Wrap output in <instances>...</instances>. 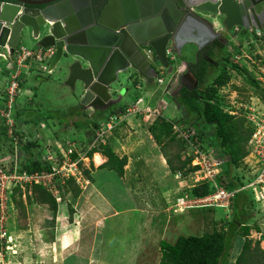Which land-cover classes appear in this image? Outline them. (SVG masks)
Returning a JSON list of instances; mask_svg holds the SVG:
<instances>
[{
	"label": "rangeland",
	"instance_id": "obj_1",
	"mask_svg": "<svg viewBox=\"0 0 264 264\" xmlns=\"http://www.w3.org/2000/svg\"><path fill=\"white\" fill-rule=\"evenodd\" d=\"M234 37L236 38L235 41H237V44L221 49L217 58L222 57L223 59L219 61V65L217 67L210 69V76L204 87L212 86L215 78L221 72L227 71L229 82L227 85L218 89V95L216 96V100H214V102H216L225 112L229 114L231 113L230 115L233 116V120L231 122L232 126L235 130H241L243 139L238 147L241 148L244 157L240 162H238V164H236L238 167L236 165L230 166L228 164H224V169L230 171V179L233 182L243 176L245 186H247L250 181L253 180L252 177L254 171L253 168L249 167L252 160L249 155L250 151L248 148V141H245L248 133H250L252 129L247 120L246 108H254L256 110L253 113H261V115L264 116V95L260 90L255 89L251 80V75L253 74L251 62L257 61L256 59H261L264 62V28L262 36L261 34L257 35V33L253 34L249 30L239 31L238 29L235 31ZM26 42L27 43L23 44L25 48L35 49L33 46V39L29 38ZM214 58L211 57V59ZM191 60L194 62V57H191ZM179 64L176 63L174 66L179 67ZM164 74L165 76H161L165 79L164 83H156L149 88H146L147 86L144 84L141 91L136 90L134 85L129 83V80L123 81L122 79H119V84L117 86L126 87L125 89L128 90V94L124 97V101L119 104L121 108L115 109V113L112 115L117 114L125 104H127L125 107L135 105V96L145 97L148 93L154 92L157 87H161V90L166 89V92H163V94L160 93V98H158L157 95L153 96L151 99H145L143 97L144 100L140 104L139 108L151 107L152 110L160 112L158 117L164 118L169 124L173 125V132L178 134L176 139L173 141L164 139L161 143L158 142L157 137L154 138L151 133L152 124L155 123L156 120L153 116L148 120L139 116L130 117L127 121H125L121 128L112 133L113 135L109 134L110 137L108 145L120 158L126 157L128 159L127 165L124 168V176L120 178L112 171L113 176L115 177L113 179L123 185H125L126 180V184H128L132 189H135V187L148 189L147 196L145 197L147 200L144 198V200H146L145 207L147 210L151 209V199L152 204H156V201L159 205L161 203L157 200V195L160 191H155V188H158L159 190L163 189V193L167 195L165 196L167 197V204L170 203L173 207H175L174 205L176 203V199L180 197L181 194L183 195L188 193L190 186L195 184L196 179L193 174L186 176V178H180V180L176 179L177 174L175 175V173L171 171V167L166 162V159L168 158L172 162V166L175 169H180L182 162H184L188 156H192L193 154L189 145H186V148L183 147L180 141L183 139L180 134L182 132L178 131V129L185 128V131L188 128H191L188 127L184 121L185 115L182 110L185 108L181 105H174L173 97L168 92L173 91L175 84L171 83L170 77L172 75L168 73L166 74V72ZM0 75L5 77L2 73H0ZM33 75V78L28 77L27 79H24L26 88L32 91V94L30 95L34 94L33 101L35 106L30 104L31 108L28 110L32 112L30 118L28 117L29 121L31 120L32 122L28 126L22 124L20 127H17V130L20 128L19 130L21 131L20 132L18 130V134L22 135L26 139V143H28L34 139L32 129H37L36 131L41 140V146L46 145L48 142H66L67 140H71L81 146L83 143L88 145L85 138H90L91 136L95 138V136L93 135L92 126L86 127L87 124L93 122H98L97 124H100L107 120L106 118L109 117V113L105 112L107 113L104 115L106 118H96L99 114L92 115V111H89L86 108H79L80 106L77 105L76 106L78 108L74 106V100H71L70 98L71 95H74V93H71L70 90H67L63 86L57 88L49 81L55 76V74L51 75L46 72L35 70ZM122 76L124 75H121V77ZM126 77L128 79L127 75ZM134 80L135 78L131 82L133 83ZM202 88L203 87L198 88L197 90L200 91ZM116 96H119V92L116 93ZM30 97L32 98V96ZM187 103L191 107L194 105L191 100H188ZM16 107L17 104L15 109ZM48 115L53 116V119L40 122L41 119H44V117ZM24 117L22 116L23 119ZM128 123L131 125L128 126ZM149 134L152 137H149ZM207 136L208 134H206V138ZM203 140L206 144H209L210 142L209 139ZM22 145H24V143ZM102 147L103 146L99 147V144H97L95 148H99L101 151ZM94 155L92 158H84L80 164L82 174L84 170H89L94 179V183L88 181L83 174V178H80V183L79 181H75L73 179L74 182L71 184L67 183V185L66 182L58 184V197L61 199V207H58L56 216H53L47 205L29 203L27 199L29 197L28 193H25L23 196L21 192L15 197L13 202L14 209L10 215L9 228L11 232H13L12 237L14 244L11 246H13V250L16 251L17 254H11L10 252L12 251L10 250L9 254H5L4 259L2 257L0 258V264H101V258L96 256L97 249L101 251L100 245L98 247L97 245H94L95 247L93 249L91 248V245L93 246V244H91L88 240V235L91 231H94L95 228L91 226V222H93V220H98L94 215L95 211L97 210V212H99L98 209L101 208V205L100 203H95L96 199L94 200L93 198V201H91L92 204L88 205L87 212H82L79 207L82 205V199L84 197L85 200H88L92 194L96 195L98 192L99 194L105 193L103 192L104 185L102 183L99 185V183H96V180L97 182L98 180L99 182L102 181L99 178V175L103 172H109L104 168L107 158L101 151L100 155L103 160L98 162L95 160ZM25 158V153H22L21 163ZM146 163H149L152 167H149ZM161 168H163V170H161ZM140 172L142 174L138 180L137 174ZM155 176H157V179ZM159 177H162V180L159 179ZM88 183L92 184L95 189L91 195L86 192ZM108 184L113 186L112 189L118 187V185L113 182ZM110 185H108V187H111ZM77 187H79L81 193L78 198H74L71 191ZM259 191L260 193H263L261 189ZM248 192H250L249 189ZM50 193L52 195L56 194L54 189H52ZM150 193L154 194V196L148 195ZM174 193H177L178 196ZM246 196L248 199L241 200V203L244 204L247 211L251 213L250 216L254 218L253 222L250 224L254 226L255 222H258L261 219V213L258 210V207L255 208V205L260 204L261 206L263 204L260 201L256 202V200L254 202L251 200L250 196ZM144 203L145 202L142 201V205H144ZM71 206L74 209L73 213L70 209ZM214 210L226 213L224 211L225 209L214 208L207 210L206 212L201 210L184 211V213L189 215V220L183 219L179 222V225H175V231L177 229L176 226H179V231H176L175 235H179L180 230L184 227H187L184 231H190L191 235L195 232L201 234L202 232L210 231L211 229H204L202 227L193 229L190 218L192 220L196 219L200 222L204 218L207 219L213 217V214H209V212ZM191 211L194 212L189 214ZM253 212L257 214V216H253ZM229 213L227 215H229ZM139 216H141V214H136L135 216L131 215L128 219L125 217H119L117 220L123 219L126 223L136 226L144 219V216L138 218ZM148 223H150V221ZM114 224L115 222L113 223V226ZM138 229H140V226L136 227V232ZM99 232L100 231H98V233ZM261 236L263 235H256V239H259ZM156 238L159 240V236ZM156 238L154 240H156ZM251 241L259 243L261 241V245L264 247V241L262 242V240ZM113 246L114 244L106 245V252L104 253L108 254L109 250L111 253L110 256L116 262L119 258L123 257L124 246L123 243L117 244V251H112L111 249ZM148 260H146V262L145 260H139L138 264L154 263V259Z\"/></svg>",
	"mask_w": 264,
	"mask_h": 264
},
{
	"label": "water",
	"instance_id": "obj_2",
	"mask_svg": "<svg viewBox=\"0 0 264 264\" xmlns=\"http://www.w3.org/2000/svg\"><path fill=\"white\" fill-rule=\"evenodd\" d=\"M263 27L264 0H48L26 8L0 0V51L14 54L30 38L36 47L56 50L50 70L74 59L66 85L72 90L82 85L80 104L86 108L109 103L120 75L129 78L135 71L145 82L162 69L172 75L187 46L224 48L230 33L260 34ZM143 48L153 50L152 60ZM33 135L40 149L37 132Z\"/></svg>",
	"mask_w": 264,
	"mask_h": 264
},
{
	"label": "built area",
	"instance_id": "obj_3",
	"mask_svg": "<svg viewBox=\"0 0 264 264\" xmlns=\"http://www.w3.org/2000/svg\"><path fill=\"white\" fill-rule=\"evenodd\" d=\"M55 54L56 50L52 47L43 49L36 46L35 49L21 47L14 54L8 53L7 60L12 64V70L6 89L0 91V127L4 131L8 144V150L0 156V258L3 259L5 254H9L10 250L12 251L11 254H17L11 246L14 244L13 232L9 228L10 215L14 209L13 202L17 195L21 192L23 196L25 193L31 195L33 186H40L49 192L54 189L56 194L53 196L58 203V207H61V199L58 197V184L62 182L67 184L71 179L80 183V178H83L80 164L84 158H89L88 151L95 148L97 144H99V147L105 146L109 140V134L121 128L130 117L139 116L148 120L152 116L157 119L160 115V112L152 110L151 107L139 108L143 98H138L135 105H131L120 114L109 116L107 120L100 123L98 128L93 130L95 132L94 140L88 145L83 143L82 147L71 140L48 142L46 145H42L38 150L40 156L34 157L32 160H39L41 164L48 166V169L36 170L33 173L27 172L22 168L27 163L26 159L21 163V154L24 153L22 146L26 144V139L18 134L15 104L19 96L22 77L29 76L34 70L49 72ZM145 54L147 58H151L153 52L149 49L145 51ZM256 60L251 62L253 67L252 76L260 89L264 91V62L261 59ZM161 76H163V72L157 78L158 84L164 83L165 79ZM144 84L146 82L138 77L136 90L141 91ZM246 110L247 120L253 130L248 141V148L252 160L249 167L253 168L254 174L253 180L249 183L250 185H247L248 188L244 186L237 191L249 189L253 193L256 202L260 201L264 206V116L261 113H253L256 110L254 108L247 107ZM184 129H178V131L182 132L180 133L182 138L191 147L193 154L190 156L193 157L191 167L197 168L192 173L196 177L195 184L191 185L190 188L209 183L212 186V192L202 197L185 193L176 199L175 209L180 212L213 208L229 210L237 191L227 190L219 181L222 168L227 161L226 158L220 156L213 148H201L202 144L195 137V129L192 127L185 131ZM23 143L24 145H22ZM10 147L12 152L9 151ZM74 155H77V157L74 158ZM180 178L182 176L178 173L176 179L180 180ZM260 189L263 193H260Z\"/></svg>",
	"mask_w": 264,
	"mask_h": 264
},
{
	"label": "trees",
	"instance_id": "obj_4",
	"mask_svg": "<svg viewBox=\"0 0 264 264\" xmlns=\"http://www.w3.org/2000/svg\"><path fill=\"white\" fill-rule=\"evenodd\" d=\"M210 68L211 65L207 61L202 59L200 60V66L194 70L196 71V78L200 83H205V81L209 78ZM251 80L255 89L260 90L264 95V91L260 89L253 76L251 77ZM213 82L214 84L212 86L204 87L200 91L197 89L192 92L183 90L179 98H174V102H177V106H184L187 108V111L197 115L198 123L193 125L195 128H192L196 131L195 137H197L202 144L201 148H213L219 153V155H222V157L227 159L225 164L230 166L236 165L244 157L241 148L238 147L243 139L241 130H235L231 123L233 116L225 112L216 102H214V100H216V96L218 95V89L227 85L229 82L227 71L221 72ZM138 98H140V96H135L134 101L138 100ZM188 100L193 102V107L189 106L187 103ZM125 109L126 107H123L117 114L124 112ZM114 113L115 112L112 110L108 115L111 116ZM98 114V117H104L105 115L100 113ZM15 119L18 127L22 124L29 125L32 122L28 119L23 120L20 113L16 114ZM52 119L53 116L48 115L45 116L44 119H41L40 122ZM184 121L188 127L192 126L191 121H188L186 117L184 118ZM97 123L98 122L88 123L86 127L92 126V129L95 130L99 125ZM171 125L172 124H169L164 118L158 117L155 120V123L152 124L151 133L154 138L157 137V140L160 143L164 139L173 141L176 139L178 134L173 132V125ZM252 132L253 130L251 129L245 140L246 142L249 141ZM93 133L95 132L93 131ZM206 134H208L207 138ZM203 139H209V144H206ZM85 140L90 144L94 140V137L91 136L90 138H85ZM180 141L184 148H186V145L188 146V143L184 139ZM108 143L109 140L101 150L102 154L107 158L104 168L109 172H115L120 178H122L124 176V168L127 165L128 159L126 157L120 158L108 145ZM38 150L39 149L36 147L34 140L23 146L27 163L23 165L22 168H26L25 170L27 172L33 173L36 170L48 169V166H44L39 162V160H32L34 157L40 156ZM9 151L12 152L11 147L9 148ZM101 151L99 148H93L91 151H88L87 155L89 158H92L95 153H101ZM73 157L76 158L77 155H74ZM192 160L193 157L188 156L186 160L182 162L180 169H175L172 166V162L168 158L166 159V162L171 167V171L175 173V175L180 173L182 178H186V176H189L197 169L196 167H191ZM236 166L238 167V165ZM83 174L88 181L94 183V179L89 170H84ZM219 181L229 191H237L245 186L243 176L235 180L236 182L231 181L230 171L225 170L224 166L222 168L221 178ZM73 182V179H71L68 181V184ZM31 192V195L27 198L29 203L47 205L53 216H56L58 204L56 203L57 201L55 197L49 191L44 190L40 186H33ZM211 192L212 186L209 183H203L195 188H190L188 194L191 196L202 197L210 194ZM71 193L74 198H78L81 190L77 187L76 189H72ZM246 195L250 196L251 200L255 202L254 195L251 191H237L232 200L231 207L228 210L231 211L230 218L221 220L223 223L222 227H216L211 232H206L202 236H180L174 244L162 241L160 243L161 258L159 264H229L230 252L235 239L238 236L245 238V242L242 252L236 259L235 264H251L250 262L257 260L259 250L256 248L251 251L252 241L248 239L251 227L248 225V222H243L247 218L248 214L247 208L241 203V200L248 199ZM70 209L73 213L74 209L72 206ZM198 210L206 212L210 209ZM256 244L259 245L258 243Z\"/></svg>",
	"mask_w": 264,
	"mask_h": 264
},
{
	"label": "crops",
	"instance_id": "obj_5",
	"mask_svg": "<svg viewBox=\"0 0 264 264\" xmlns=\"http://www.w3.org/2000/svg\"><path fill=\"white\" fill-rule=\"evenodd\" d=\"M241 30L242 29H239V31ZM234 33L229 34L228 36L229 43L225 47H229L233 44H237L236 43L237 41H235L236 38L234 37ZM260 34L261 36L263 35V29L261 30ZM24 43H27L26 40H22L19 44V47H25L23 45ZM35 44L36 42L34 40V44H33L34 47H35ZM5 51L6 50L0 51L3 54V55H0V73H2L5 76V77H2L0 75V91L6 89L8 85L9 77L11 74V70H12V64L7 60L8 55H7V51L6 52ZM195 52H196L195 46L193 45L187 46L181 54V60L192 62L191 57L193 58L195 56ZM70 61L73 62L74 59H71ZM71 62H68V60H63L53 70H50L49 72L47 71L46 73L51 74V75L55 74V76L49 80L55 87L58 88V87L63 86L67 90H70L71 93H74V95H71L70 97L71 100L72 99L74 100V103H75L74 106L77 105V106H80L79 108H86L80 104L83 94H84L82 90L83 89L82 85L80 83H77L74 90H72L66 85V81L68 79V66L70 65ZM176 63L182 64L181 61L176 62ZM34 72L35 70L32 71L29 76L22 77L19 96L16 100L17 107L15 109V117H16V114L20 113L23 117L25 116L23 120L28 119V117L30 118L31 116L32 112L28 111L29 108H31L30 104H33L35 106L34 101H33L34 94L30 95L32 94V91L26 88L24 84V81H25L24 79H27L28 77L33 78ZM161 72H163V76H165L164 74L165 70L162 69ZM170 78H171L170 79L171 83H173L172 80L174 79H172V76ZM120 79H122L123 81L129 80V79H126V76H122ZM129 83L132 84L131 81ZM156 83H157L156 79L153 80L152 82L147 81L146 88H149L152 85H155ZM118 84L112 85L110 87V90H109L110 94H112L113 92L114 94L118 93L119 91L122 92V89L126 88V87L125 88L118 87L117 86ZM124 91H125V93H123L124 95L121 98L119 97V100H118L119 102H117L118 104L116 103L112 107V110H115L116 107L121 108L119 104L122 101H124L123 100L125 99L124 97L128 94L127 93L128 90L125 89ZM163 92L165 93L166 89L161 90V87L160 88L157 87V89L154 92H150L145 97L144 96L143 97L145 99H151L153 98V96L157 95L158 98H160V95H161L160 93L163 94ZM30 96H32V98ZM125 106H127V104H125L123 107ZM0 107H1V103H0ZM93 108H94V104L92 105V108H86V109L89 111H92L93 112L92 115H93V114H96L94 111L95 109ZM104 111H107V110H104ZM130 125L131 124L128 123V126ZM25 126H28V125L26 124ZM36 130L37 129H32V133L34 134V132H37ZM150 136L151 135L149 134V137ZM7 150H8V146L6 144V137H5L4 131L0 127V156L3 155ZM146 164H148L149 167L151 166L149 163H146ZM161 170H163V168H161ZM141 174H142L141 172L137 174L138 180L140 179ZM126 177H127V173H126ZM155 177L157 179V176ZM99 178L102 181L99 182L98 180L97 182L96 180V183H99V185L100 183H102L104 185L103 192L105 193L99 194L98 192V194L96 195L95 194L91 195L90 202L93 201L92 200L93 198L94 200L96 199L95 203H100L101 208L98 209L99 212H97V210L95 211L94 215L98 220H95V221L93 220V222H91L92 223L91 226L95 228H94V231H91V233L88 235V240L89 242H91V244H93V246L91 245V248L93 249L95 247L94 245H97V247L100 245L101 251L97 249L96 256L101 258L102 260V262H100L101 264H138L139 260H145L146 262V260L148 259H154L153 264H159L160 258H161L160 243L162 241H167L171 244H174L176 240L178 239V237L180 236H185V237L202 236L204 233H206V232H202L201 234H198V232L197 233L195 232L193 233V235H191L190 231H184L187 228V227H184L180 230L179 235L177 236L175 235L176 231H179V226H176L177 229L175 231V225H179V222H181L183 219L189 220V215L187 213H184V212L181 213L180 211H177L175 207L172 206V204L170 203L167 204V197H165L167 195L163 193L164 192L163 189L159 190L158 188H155V191H160L157 195L158 202H161L160 205L157 203V201H156V204H152V199H151L150 200L151 209L147 210L145 207L147 199L145 197L147 196L148 189H144L142 187H137V188L135 187V189H132L128 184H126L127 183L126 180H125V185L119 184L117 180H113V178L115 177L113 176L112 172H105V173L103 172L99 175ZM159 179L162 180V177H159ZM112 182L117 184L118 187L112 189L113 186L108 184ZM108 185H110L111 187H108ZM92 188H93V185H92ZM174 194L178 196L177 193H174ZM148 195L154 196V194L152 193ZM144 198L146 200H144ZM142 201L145 202L144 205H142ZM256 207H258V210L261 213V219L258 222H255L254 226L250 225L251 222H253L254 218L250 216L251 213L247 211V214H248L247 218L243 222H248V225L251 227V231H250L251 236H249L248 239L249 240H262L263 242L264 241V206L263 205L260 206V204L259 205L256 204L255 208ZM224 211L226 213H224L223 211H215V210L210 211L209 214H213V217L207 218V219L204 218L200 222L196 219L192 220L190 218L191 224L193 225V229L202 227L204 229L206 228L211 229L210 231H207V232H211L216 227L217 228L222 227L223 223L221 222V220L229 219L230 213H231V211L230 213L229 211H226V210ZM193 212L194 211H191L189 214ZM228 213L229 215H227ZM136 214H141V216H144V219L142 220V222L141 223L139 222V224H137L136 226L126 223L123 219L117 220V218L119 217H125L128 219L131 215L135 216ZM141 216H139L138 218H140ZM207 216H210V215H207ZM253 216H257V214L253 212ZM149 221L150 223H148ZM114 222L115 224L113 226ZM139 226H140V229H138L136 232V227H139ZM98 231L100 232L98 233ZM258 234H261L263 236H261L259 239H256V235ZM98 236L100 237V239ZM157 236H159V240H157L156 238ZM155 238L156 240H154ZM244 242H245V238L241 236H238L235 239V242L230 252L229 264H235L236 259L242 252ZM253 242L254 241H252L251 251L257 248L259 250L258 252L259 254L257 256V260H254L250 263L251 264H264V247H262L261 241L260 243L256 241L254 243ZM122 243L124 246V255L123 257L119 258L116 262L110 256L111 253L109 250H108V254L104 253L106 252L105 251L106 245L114 244L111 250L117 251L118 248L116 247V245L122 244ZM256 243H258L259 245H257ZM152 251H156V252H152Z\"/></svg>",
	"mask_w": 264,
	"mask_h": 264
},
{
	"label": "flooded vegetation",
	"instance_id": "obj_6",
	"mask_svg": "<svg viewBox=\"0 0 264 264\" xmlns=\"http://www.w3.org/2000/svg\"><path fill=\"white\" fill-rule=\"evenodd\" d=\"M5 1L14 2V3L19 4V5L23 6L24 8H26L29 3H33V2H37V3L40 2V3H42V2H45V1H48V0H5ZM101 2L104 3V2H107V0H101ZM18 48H21V47H18ZM149 49L150 48H143L142 50H144V51L147 50L148 51ZM221 49H225V47L224 48H219V47H216V46H213V45H207L202 50H198V48L196 47V52H195V56H194V59H195L194 63L193 62H190V61L187 62V61H183L182 60L181 62H182L183 65L181 64L179 67L177 66L173 70V75L174 76L172 75V79L174 77L173 83L175 84V86L173 88V91L172 92L170 91L169 93L171 94V96L174 95L172 97H173V103H174L175 106L177 104L174 102V98H176V97L179 98L181 96V93H182L183 90H187L189 92H192V91H194V90H196L198 88H201V87L204 88V85H206V83L208 82V79L205 81V83H200L198 81V79L195 78L196 77V71H194V70L197 67L200 66V60L201 59L206 61V59H208V58L211 59V57H213V58L215 57V58L214 59H211V63H209V62L208 63L211 65V68L212 69L214 67H217L219 65V61L223 59L222 57L217 58V55H218V53H220ZM151 51L153 52L152 49H151ZM153 54H154V52H153ZM153 54H152V56L154 57ZM133 72L135 73V75L131 76V74H133ZM133 72L130 74V76H129L128 79H129V81H132L135 78V80L133 81L132 85H134V87L136 89V82L138 80L139 75L135 71H133ZM166 74H167V72H166ZM190 77H192V78H190ZM194 80H195V82H194ZM149 81L152 82L153 79H151V78L148 77V82ZM180 84H183V85L187 86L188 89L187 88L185 89V87H184V88H182L177 93V89H178V87H179ZM120 94H121V92H119V96H116V94H114V92H113L111 94L112 98L109 101V103H107V104H104L102 102L96 101L94 103V108H93V109H95L94 111H95L96 115L98 113H100V114L101 113L102 114H107L105 112H108V113L111 112L112 111V107L117 102H119L118 101L119 100V97L121 98L124 95L123 94L121 96ZM184 108L185 109L182 110L183 114L185 115L184 118L186 117L188 121H191V123H192L191 124L192 125L191 127H194L193 125L198 123V121H197L198 120L197 119V115L192 114V112L187 111V108L186 107H184ZM115 109H118V108L116 107ZM104 110H107V111H104ZM113 111H115V110H113ZM97 117L98 116H96V118Z\"/></svg>",
	"mask_w": 264,
	"mask_h": 264
},
{
	"label": "bare ground",
	"instance_id": "obj_7",
	"mask_svg": "<svg viewBox=\"0 0 264 264\" xmlns=\"http://www.w3.org/2000/svg\"><path fill=\"white\" fill-rule=\"evenodd\" d=\"M6 52V51H5ZM154 55V54H153ZM162 71V70H161ZM164 72V71H163ZM135 73H133V74H131V76H133ZM181 74V73H180ZM150 78V77H149ZM186 89V88H185ZM178 96V95H177ZM177 103V102H176ZM178 105V104H177ZM176 105V106H177ZM95 160L96 161H98V162H101V160H103L102 159V157H101V155H100V153H95ZM26 169V168H25ZM30 173V172H29ZM111 179V178H110ZM114 180V179H113ZM93 188H92V184H89L88 183V186H87V194H89V195H91L92 193H93ZM90 198L91 197H89L88 198V200H85V197L82 199V205H80L79 207H80V209L82 210V212H87L88 211V205L89 204H92L91 202H90ZM80 199V198H79Z\"/></svg>",
	"mask_w": 264,
	"mask_h": 264
},
{
	"label": "clouds",
	"instance_id": "obj_8",
	"mask_svg": "<svg viewBox=\"0 0 264 264\" xmlns=\"http://www.w3.org/2000/svg\"><path fill=\"white\" fill-rule=\"evenodd\" d=\"M250 31H251V30H250ZM252 33L255 34V33H257V32H256V30H252ZM257 35H258V34H257ZM8 53H9V52L7 51V55H8ZM2 55H3V54H2ZM145 55H146V54H145ZM152 58H153V56H152L151 58H147V59L152 60ZM159 76H160V74H159ZM159 76H158V77H159ZM158 77H157V78H158ZM157 78H156V80H157ZM146 83H147V82H146ZM142 97H143V96H141L140 98H142ZM136 102H137V100L134 101V103H136ZM130 106H131V105H130ZM126 108H128V107H126ZM119 114H120V113H119ZM38 138H39V137H38ZM39 139H40V138H39Z\"/></svg>",
	"mask_w": 264,
	"mask_h": 264
}]
</instances>
